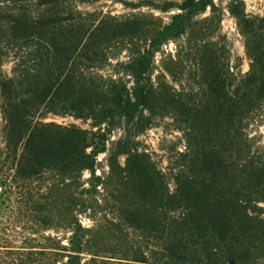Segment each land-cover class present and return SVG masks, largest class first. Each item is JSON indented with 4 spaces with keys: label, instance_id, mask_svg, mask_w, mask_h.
Segmentation results:
<instances>
[{
    "label": "trees",
    "instance_id": "1",
    "mask_svg": "<svg viewBox=\"0 0 264 264\" xmlns=\"http://www.w3.org/2000/svg\"><path fill=\"white\" fill-rule=\"evenodd\" d=\"M8 1L17 11L0 16V107L8 156L19 175L49 168L65 178L66 192L57 188L49 203L54 215L60 207L86 212L114 199L117 218L156 245L161 257L154 250L117 264H264V217L254 209V202L264 201V153L252 150L245 132L250 112L264 100V45L250 52L251 71L234 90L232 73L222 85L214 52L203 46L197 56L202 93L159 91L150 72L154 52L185 33L214 0L165 2L163 10L177 11L123 65L131 84L93 70L91 63L106 57L100 41L115 33L107 21L75 17L66 0ZM32 2L31 15L26 4ZM20 45L33 48L32 63L4 73V58ZM156 107H166L185 125L175 191L135 141ZM42 111L90 119L91 128L44 121ZM116 129L120 134L111 139ZM100 153L107 154L105 175L97 173ZM85 171L88 186L77 190ZM73 217L67 244L58 247L65 251L60 264H81L87 228Z\"/></svg>",
    "mask_w": 264,
    "mask_h": 264
},
{
    "label": "rangeland",
    "instance_id": "2",
    "mask_svg": "<svg viewBox=\"0 0 264 264\" xmlns=\"http://www.w3.org/2000/svg\"><path fill=\"white\" fill-rule=\"evenodd\" d=\"M166 1L180 0H66L75 17L96 22L104 20L108 27L115 28L114 34L100 41L99 48L106 57L91 63L93 70L107 80L121 77L131 84L132 78L123 65L177 11L163 10ZM35 5V2L26 4L31 15L35 14ZM15 8L8 0H0V16L16 13ZM263 45L264 0H214L212 8L192 18L185 33L162 43L154 52L151 79L154 85L160 86L159 91L175 90L199 96L204 87L202 65L197 56L206 46L214 52L216 64L213 67L219 71L221 84H229L226 77L232 73L231 89L234 90L251 71L250 52L260 51ZM33 57V48L20 45L14 55L4 58L1 70L10 74L14 68L29 66ZM41 116L44 121L91 128L90 119L76 118L65 112L42 111ZM184 131L185 125L169 109L156 107L152 123L135 137L137 147L147 152L164 174L171 191H175V175L184 162ZM245 132L252 150L264 153V100L250 112ZM119 134L118 129L114 130L111 139ZM106 158V153L98 155L97 173L107 174ZM120 160L123 162V157ZM88 178L89 173L85 171L75 189L87 187ZM64 182L65 178L49 168L30 176L16 172L14 161L8 156L6 121L0 107V264H60L65 251L58 247L67 244L75 221L73 215L87 228L81 264H117L122 257L132 263L133 259H143L141 253L148 255L154 250L158 252L157 260L161 261L156 245L117 218V202L110 197L107 205L99 201L94 209L86 212L75 213L60 207L54 215L49 203L57 188L64 195L67 188ZM70 187L68 191L74 189V185ZM98 191L101 196V190ZM254 205L256 213L264 217V201L254 202Z\"/></svg>",
    "mask_w": 264,
    "mask_h": 264
}]
</instances>
